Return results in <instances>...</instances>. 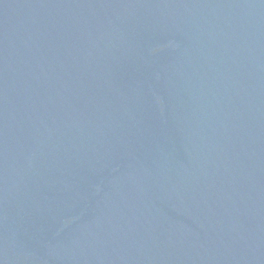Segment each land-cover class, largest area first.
Masks as SVG:
<instances>
[{
    "label": "water",
    "instance_id": "obj_1",
    "mask_svg": "<svg viewBox=\"0 0 264 264\" xmlns=\"http://www.w3.org/2000/svg\"><path fill=\"white\" fill-rule=\"evenodd\" d=\"M0 264H264V0H0Z\"/></svg>",
    "mask_w": 264,
    "mask_h": 264
}]
</instances>
